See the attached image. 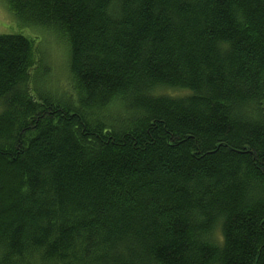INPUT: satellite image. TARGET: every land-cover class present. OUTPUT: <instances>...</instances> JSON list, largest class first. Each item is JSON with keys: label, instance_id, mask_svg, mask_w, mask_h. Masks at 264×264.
<instances>
[{"label": "trees", "instance_id": "16d2710c", "mask_svg": "<svg viewBox=\"0 0 264 264\" xmlns=\"http://www.w3.org/2000/svg\"><path fill=\"white\" fill-rule=\"evenodd\" d=\"M5 3L0 264H264V0Z\"/></svg>", "mask_w": 264, "mask_h": 264}, {"label": "rangeland", "instance_id": "374dc122", "mask_svg": "<svg viewBox=\"0 0 264 264\" xmlns=\"http://www.w3.org/2000/svg\"><path fill=\"white\" fill-rule=\"evenodd\" d=\"M0 34H21L33 39L36 60L40 63V57H42L48 66L47 80L48 78L55 80L57 83L51 81L52 86L57 91L64 92L69 74L68 51L63 40L53 32L42 28L21 25L8 10L5 0H0ZM48 84L50 85V81Z\"/></svg>", "mask_w": 264, "mask_h": 264}]
</instances>
